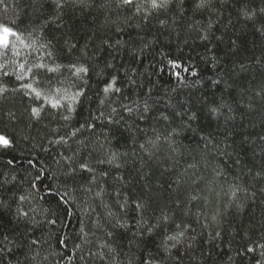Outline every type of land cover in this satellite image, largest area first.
Wrapping results in <instances>:
<instances>
[{
  "label": "trees",
  "instance_id": "16d2710c",
  "mask_svg": "<svg viewBox=\"0 0 264 264\" xmlns=\"http://www.w3.org/2000/svg\"><path fill=\"white\" fill-rule=\"evenodd\" d=\"M102 2L95 0L96 5ZM194 2L184 0L183 20L177 25V31L171 33L161 28L156 18L137 29L133 25L139 22V17H132L125 30L116 33V25L112 21L117 20L124 26L123 22L130 13L119 12L118 16L117 10L99 7H67L62 10L61 26L56 28L46 23L53 14L47 0H37L34 5L32 0H3L0 3V23L18 27L26 37V29L34 30L41 36L39 43H47L52 36L57 37L52 41L55 60L45 58L44 62L61 67L58 73L45 75L41 72V83L48 87L51 77L53 85L60 86L58 81L63 80V87L70 91L84 90V96L74 105L75 112H68L67 109H52L45 101L29 99L24 90L15 91L22 82L17 81L14 75L0 78V87L8 89L0 95V134L12 139L15 145L10 149L0 147V179L10 180L15 176L13 183L19 182L25 192H31L32 198L25 202L24 207L35 209L37 221L49 216L56 218L55 214L59 216L54 229L45 228L41 233L40 230L33 232L24 221L17 220L15 203L0 209V233L17 241L13 253L7 255L8 264H17V260L20 264H27L20 254L24 250L20 246L26 245L29 237L37 236L46 241L42 251V255L47 257L44 264H57V261L59 264H93L87 259V249L96 252L105 242L116 250L117 264H129L130 261L131 264H142L145 249L143 246L137 248L136 238L131 232L117 229L116 234L108 238L103 230L92 227L96 216L104 219L106 210L99 199H93V193H86L79 187L88 183L90 174L78 169V177L85 179L64 183L65 177L61 172L66 169L67 162L61 154L72 156L77 153L81 149L79 138H87L90 147L77 153L75 163L89 162L97 169V176L101 168L109 170V180L113 174L110 166L95 163L103 151L98 149L96 141L104 144L105 149L111 145L112 150L129 153L119 161L124 167L116 170L127 178L121 196L128 199L129 204L136 198L148 201L152 205L149 216L157 205L175 208V201L181 202V209L188 210L187 215L183 210L175 213L177 221H187L196 229V241L188 264H264V257L260 255L264 250L257 247L255 253L245 251L249 246L264 243V179L253 178L256 172L264 171V153L261 151L264 141L260 140V136H264V35L242 16V11L264 7V0H226L224 4L216 0L211 12H194ZM174 16H178L175 6L161 14V18L169 23ZM209 22L212 24L209 40L202 41L200 34L208 28ZM117 38L128 42L129 48L137 51L149 42L151 46L145 47L139 56L132 57L127 48L116 45ZM66 39L76 42L77 47L88 41L89 55L93 51L97 53L91 59L81 58L79 61L89 69L83 80L73 77L64 67L70 60L76 61V50L71 54L56 51L64 46ZM105 39H109L113 48L102 44ZM42 56L43 51L33 50L28 55L25 50L21 57L12 59L27 60V67ZM172 62L180 67L173 68ZM106 63L114 68L105 67ZM192 71L198 75L192 76ZM113 76H116V86L121 88V92L113 96L111 107H116L119 114L113 115L118 123L108 124L106 118L111 113L110 102L106 100L102 105L100 101L105 99L102 90ZM129 77L135 84L130 83ZM147 89H151L152 112L146 119L138 116L129 119L121 104L131 105L133 101L142 104L143 99L148 98ZM221 102L230 105L231 111L225 109L223 115H213L209 109ZM32 107L42 108L39 119L30 116ZM173 111L195 113L197 118L189 122L186 116H171V123L159 119L161 112ZM101 112L103 116L99 115ZM63 115H69L70 120H63ZM98 116L99 119L96 118ZM89 123L96 126L94 134L87 128ZM80 125H85V128L81 129L78 137L69 138L70 131ZM173 128L176 129L177 152L164 151L149 157L139 149L138 145L154 137L156 132L166 135ZM209 135L220 149L203 159L200 138ZM61 137L67 143L52 142L59 141ZM225 144L231 146L225 149ZM93 148L97 151L88 156L87 152ZM133 151L135 155H132ZM224 151L230 155H224ZM13 158L14 164L9 166L7 161ZM193 163L197 167L188 168ZM217 168L225 175L217 176L214 171ZM40 173L42 175L36 181L37 190H31L29 182ZM177 179L181 180L178 187L173 184ZM197 179L199 183H193ZM230 184L241 186L237 198L241 205L239 208L235 203L225 207L229 197L224 192L229 190ZM170 185H173L171 189ZM213 187L216 191L210 194L209 189ZM192 195L198 199L191 200L189 197ZM61 196H65L66 203L60 200ZM116 199L111 190L104 195L113 211H119ZM89 204L94 212L88 208ZM213 217H217L216 220ZM204 224L208 227H202ZM82 226L89 231L90 241L83 252L84 260L79 258L81 251L75 246L81 243ZM109 230L112 229L109 227ZM217 231L220 236L212 239ZM58 240H64L66 247ZM145 241L154 250L151 239L145 238ZM13 254L16 259H12ZM94 264H110V261L97 259Z\"/></svg>",
  "mask_w": 264,
  "mask_h": 264
},
{
  "label": "snow or ice",
  "instance_id": "6c2138e0",
  "mask_svg": "<svg viewBox=\"0 0 264 264\" xmlns=\"http://www.w3.org/2000/svg\"><path fill=\"white\" fill-rule=\"evenodd\" d=\"M3 0H0L2 3ZM37 0H32L34 5ZM47 2L52 6L53 14L49 17L46 23L54 25L56 28H59L61 24L59 21L63 16V9L67 7H79V8H92L99 7L108 10H117L118 16L119 12L130 13V16L126 17L124 20V26H121L117 20H113L112 23L116 25L115 32L120 33L125 30L128 20L132 17H139L140 20L138 23L133 25L137 29H141L143 26H147L150 23L152 18L159 20V26L169 33L177 31V25L183 20V4L184 0H103L99 5L95 4V0H47ZM216 0H195L193 11L199 12H211L213 11V5ZM221 4H224L226 0H219ZM175 6L178 9V16H174L171 19V23L168 20L161 18L162 13H166L170 8ZM242 16L246 21L253 23V26L256 27L262 35H264V7H260L256 10H245L242 11ZM30 24V21H26ZM15 24V21H13ZM212 24L209 22L208 28L203 30L200 34V39L202 41L209 40V32L211 31ZM27 37L24 35L18 27H13L0 23V78L14 75L17 81H21L19 89H14L15 91L24 90V95L28 96L29 99L42 100L47 102V104L52 109H67L68 112H75L74 105L79 103V98L84 96V90L82 88H77L74 92L70 91L69 88L63 87V80H59L58 83L60 86L51 84V77L49 79V86L45 87L41 83L40 74L43 72L45 75L58 73L61 65L56 64L55 66H49L44 62L45 58H52L55 60V56L52 49H55V45L52 43L53 40H57V37L52 36L47 43H39L41 36L36 35L34 30H28ZM199 31V30H198ZM42 34V32H41ZM143 41V37H140ZM39 43V48L37 49V44ZM89 43L86 41L82 46L77 47L76 42L70 40L64 41V46L56 51L63 52L64 54H71L73 50H76V61H69L67 65H64L71 73L73 77L83 80L84 77L88 75V67L83 63H79L81 58L91 59L96 56V52L93 51L91 56L89 55L90 48ZM116 45H119L122 48L128 49V54L132 57H137L141 52H143L145 47H150L151 42L144 44L139 51L135 48H129L128 42L116 39ZM102 44L106 45L107 48H113V44L109 42V39L102 41ZM51 45V48L49 47ZM27 51L28 55L32 54L33 50L43 51L44 56L40 57L38 61L30 66H27V60L20 62L19 59H12L13 57H21L22 51ZM11 64V68H10ZM105 67L114 68L110 63H106ZM172 67L177 68L180 65L172 62ZM118 71V69H117ZM188 71V69H185ZM99 74V73H98ZM192 76H197L196 71L191 72ZM179 78V77H178ZM116 76H113L111 81L106 87L103 88L105 94V99L101 100L100 103L103 105L105 101H109V107H111V101L115 94L121 92V88L116 86ZM31 81V82H24ZM130 83L135 84V81L129 77ZM218 83V81H214ZM8 92L6 87H0V95ZM148 98L143 99L141 104L139 101H133L132 104L123 103L121 107L125 112L129 114V119L133 116H138L141 119L148 118V115L152 112L153 105L150 103L151 98V89L146 90ZM258 96L261 95L260 92L257 93ZM264 99V96H262ZM133 105H135L133 107ZM173 107L174 106H170ZM251 107V105H249ZM228 109L231 111L230 105L225 102L211 107L209 111L213 115H223L224 110ZM42 108L41 107H32L30 109V116L35 117L36 119L40 118ZM118 109L116 107H111V113L106 118L108 124L118 123L113 119V115H118ZM10 115H14L11 114ZM103 116V112L99 114ZM171 116H186L187 120H195V113H181L180 111H173L172 113H163L159 114V119L171 123ZM63 120H70L69 115H63ZM99 119V116L96 117ZM230 119V117L228 118ZM183 123V119H182ZM190 126V125H189ZM94 123H89L87 125L88 129H95ZM85 128V125H80V127L70 131L69 138L78 137L81 129ZM156 130L154 129V132ZM176 135V129L173 128L171 132L165 134L156 132L154 137L146 140L145 143H140L138 145L139 149L142 150L149 157L157 155L167 151L168 153L177 152L176 141L174 136ZM227 138V136L225 137ZM202 148L201 156L203 159H206L210 152L217 151L220 149L219 144L213 143V138L209 136H201ZM260 140L264 141V136H260ZM55 143H67L64 137H61L59 141H52ZM78 143L81 145V149L77 150V153L81 150H88L90 147L89 140L87 138H79ZM98 149L103 150L101 154L97 156L95 160L96 164L99 165H109L110 170H112V178L109 180V170L101 168L99 170V176L96 175L97 169L94 168L89 162L82 160L78 164L75 163L77 153H73L72 156H63L62 158L67 162V167L61 172V175L65 177L64 183L67 184L68 181L76 183L77 180H84V177H78L77 170L87 172L90 175L87 177L88 183L80 184L79 187L86 193H93V199H99L104 209V219L102 220L100 216H96L92 222V227L96 230H103L104 235L108 238L113 237L116 232L115 230H121L124 233L131 232L132 236L136 238L134 243H136L137 248L142 246L145 249V255L142 258V264H188L189 259L192 256L193 245L196 241V229L192 226L191 223L180 220L177 221L175 218V213L178 211H184L185 215L188 214L187 209H181V202L175 201V208H171L168 205H157L154 210H152L151 216L148 215L152 205L142 199L136 198L129 204L128 199L121 196L123 186L127 182V178L124 175L118 174L116 170L124 167L119 161L122 156H128V152L120 153L118 151L112 150L111 145L105 149V145L100 143L99 140L96 141ZM212 146L211 148L209 146ZM15 145L12 139L0 134V147L5 149L13 148ZM231 145L225 144L224 148H228ZM97 149L93 148L91 151L87 152L88 156H91L93 152H96ZM262 153H264V147L261 148ZM224 155H230L227 151H224ZM132 155H135V151L132 152ZM14 160L10 159L7 161L8 165L11 166L14 164ZM238 162V161H237ZM31 164L32 161H29ZM59 163V161H57ZM75 165V166H74ZM34 167V165H33ZM197 165L195 163L189 164L188 168H195ZM187 172V169L185 170ZM217 176H224V172L220 169H214ZM42 173L37 174L32 181L29 182V188L31 190H37L36 181L40 179ZM255 178L264 179V171L256 172ZM16 181L15 176L11 179H0V209L10 207L11 203L16 204V218L17 220L24 221L27 225L31 227L33 232L40 230L43 233L45 228L54 229L58 224L59 216L56 215V218L51 216L46 217L42 221H37L35 219V209L25 208L24 204L26 201H29L32 198L31 192H25L19 182L13 183ZM181 183V180L177 179L173 181V184L178 187ZM193 183H199V179L193 181ZM209 183H214V181H209ZM170 189L173 185L169 186ZM111 190V193L116 197V204L119 211H113L111 205L104 200V195ZM216 189L213 187L209 189V192H215ZM221 191L223 189L221 188ZM241 191V186L238 184H230L229 190L224 192V195L229 197L228 203L225 207H230L233 203L236 204V207H241L237 203L238 194ZM67 193H65V196ZM217 196L220 195L219 192L216 193ZM65 196H61L60 200L67 202ZM191 200L198 199L197 196L192 195L189 197ZM43 199V197H40ZM207 199V197H205ZM88 208L92 209L91 204L88 205ZM48 211V210H44ZM94 212L95 209H92ZM158 212V214H157ZM87 214V212H86ZM221 213L218 210L217 216ZM217 217H213V220H216ZM207 219V217H205ZM200 222L199 215L197 216V223ZM109 227L112 230H109ZM202 227H208L207 224L202 225ZM92 235H95V232H92ZM220 236L219 231L215 232V235L212 236V239L218 238ZM145 238L151 239L152 247L146 244ZM80 244L75 245L76 248L80 249V259L84 260L85 257L83 252L85 246L89 244V231H85L84 226L80 228ZM46 243L41 237H29L28 243L26 245H21L20 247L24 249L20 252L24 256L27 264H44L47 260V257L42 255L43 244ZM60 245L66 247L64 240H58ZM14 247H17L16 240H9L7 236H4L0 233V264H8L7 255L13 253ZM264 250V243L257 244L256 247L249 246L246 248L247 253H255L256 248ZM107 249V252L104 251ZM88 257L87 259L93 261L100 260L104 262L106 259L110 261V264H117L116 250L111 247L110 243L105 242L100 245V249L96 252H93L90 248L87 249ZM201 256L204 255L203 249H201ZM72 255H75L73 253ZM260 255L264 257V251L260 252ZM63 258V257H61ZM12 259H16V256L13 254ZM17 264H20V261L17 260ZM57 264L59 262L57 261ZM131 264V261L129 262Z\"/></svg>",
  "mask_w": 264,
  "mask_h": 264
}]
</instances>
